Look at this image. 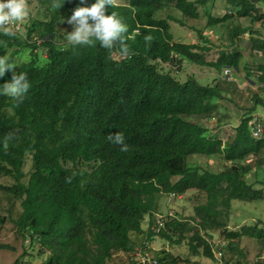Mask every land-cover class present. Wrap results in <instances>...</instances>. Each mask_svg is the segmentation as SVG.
<instances>
[{
  "label": "trees",
  "instance_id": "1",
  "mask_svg": "<svg viewBox=\"0 0 264 264\" xmlns=\"http://www.w3.org/2000/svg\"><path fill=\"white\" fill-rule=\"evenodd\" d=\"M35 1L23 35L0 34V57L30 83L21 102L0 95V180H13L0 182V190L22 207L16 219L9 216L24 249L13 264L34 255L40 264H109L117 253L157 236L172 245L186 241L189 249L180 256L162 248L155 252L159 264H199L200 256L217 264H264L250 263L241 245L244 238L264 244V221L229 227L233 201L264 199V132L259 138L252 134L257 124L264 127V64L251 61L264 55V0H221L223 15L214 12L219 0L113 2L106 14L115 13L127 26V56L119 43L112 49L95 41L76 47L55 43L56 26L95 0ZM202 16L208 21L195 28L196 42L172 32V24L193 29L189 21ZM248 19L261 21L262 30L245 24ZM245 34H252L249 56L240 48ZM193 66L216 70L213 80L197 78ZM224 68L232 70L230 79L221 77ZM240 75L250 81L243 89L236 82ZM227 101L244 110L234 127L235 110ZM213 119L216 132L203 122ZM19 121L31 123L21 128ZM74 127L95 137L93 142L80 133L83 168L70 175L48 163L23 182L26 155L48 156L46 137L70 134ZM117 132L125 137L126 152L108 140ZM197 157L213 159L217 167L201 166ZM190 190L202 194L193 215L163 213V199ZM157 213L164 217L159 233L150 226ZM5 220L0 214V223ZM0 250L16 247L0 243Z\"/></svg>",
  "mask_w": 264,
  "mask_h": 264
},
{
  "label": "clouds",
  "instance_id": "2",
  "mask_svg": "<svg viewBox=\"0 0 264 264\" xmlns=\"http://www.w3.org/2000/svg\"><path fill=\"white\" fill-rule=\"evenodd\" d=\"M28 1L29 0L27 1L0 0V34H3L8 37H14L16 33H20L23 35L25 31L24 22L26 21V17L29 15L28 10H31L29 7L30 2ZM113 2L119 5L122 3H126L127 0H122L120 1V3L116 2L115 0H95V2L91 4V6L77 7L73 11L70 17L61 21L56 26L55 43L61 46H67L69 44L72 47H76V46L92 45L93 42L95 41V42H99V46L104 49H112L117 43H119L121 54L127 56L130 50L122 38L123 34L128 31L127 26L124 23H122L120 19L117 18L115 13L106 14L107 8L112 7ZM218 2L221 3V7L218 8L217 13L218 15H220V13L223 11L224 14L225 8L223 2L219 0L216 3ZM79 3L81 5H84L86 4V0H79ZM54 6L59 7V5H54ZM35 9H36V1H35ZM262 10L264 11L263 6H262ZM163 12H166V10H164ZM256 22L260 23L261 25L260 28L253 25H251V27L262 30L263 26L261 21H256ZM67 24L71 25L72 27H69L65 31H62V28L65 27ZM245 35H249V34H245ZM263 36H264V31H263ZM37 42L42 44V39H37ZM259 55L260 56H256L255 60L253 59L251 60L252 64L255 66H260L261 64H264L263 53L260 52ZM15 66L16 65L13 62H10V60L7 57H0V95L7 97L8 100L10 99V100H16L17 102H21L29 92L30 83L28 81L26 74L24 73L17 74L14 71ZM9 71L13 73L12 78L3 79L2 77H4L5 73ZM254 72H258V71H254ZM232 74L233 73L230 68H224L222 70L221 77L225 79H230ZM238 78H245V77L240 75L236 77V80ZM246 80L247 82H250L248 81L247 78H245V81ZM238 85L240 86V84ZM242 86H244V84ZM94 111L95 108L92 105H90L88 112L93 113ZM2 120L5 121V119ZM213 120L214 121L211 122L213 123V125H211V123L208 121H203V122L205 124H209V127L214 130L213 126L215 123V119ZM30 123L31 122L19 121L21 128L28 127ZM258 129H260V132L258 135H255V132L258 131ZM263 132H264V127L262 126V124H257V128L253 129L252 134L255 138H259ZM80 133L85 134L89 140L94 142V138H95L94 134L90 130L82 127L80 128L74 127L73 131L70 134L58 133L53 138L46 137L43 143L48 146L49 149L48 156L37 159L36 156H34V154L32 153H28L26 155L23 166V171L25 173L23 182L27 183L31 174L33 172H36L38 167L42 169L48 163H53L56 169H61L70 175H74V173L78 169H82L83 158L81 157V153L86 149L81 148L79 145H77V142L79 140H82L80 137ZM108 140L116 145H120L121 151L126 152L128 150V145L125 143V137L122 133L117 132L114 134H110L108 136ZM68 150L78 152L80 153V155L73 156L70 152H68ZM28 161L31 162L30 169L26 170ZM207 162H210V160H208ZM3 179L5 178H2L0 182H2ZM171 195L175 196L177 194L172 193ZM169 214L173 215L172 212H169ZM157 215H160L163 219V225L161 226V228L164 226V217L159 213L155 214L154 216L155 222L153 225H150L152 226L151 229L155 231V233H159L161 230V228L159 231L155 229V226L157 225L156 223ZM147 221H148L147 226H149V220ZM216 243L218 242L216 241ZM220 245H222V247H225L224 243H221ZM154 254H155V250H154ZM222 255H223V249H221L220 246L219 251L216 252V256L218 259H221Z\"/></svg>",
  "mask_w": 264,
  "mask_h": 264
},
{
  "label": "rangeland",
  "instance_id": "3",
  "mask_svg": "<svg viewBox=\"0 0 264 264\" xmlns=\"http://www.w3.org/2000/svg\"><path fill=\"white\" fill-rule=\"evenodd\" d=\"M27 1V0H26ZM116 2L120 3L122 0H115ZM31 10L35 9V1L32 0L29 5ZM221 7V3L218 2L215 4V10L214 12H217L218 8ZM176 13V12H175ZM223 14V11L220 13V15ZM208 18L205 16H202L200 19L197 20H190V25H192L193 29H188L186 27H182L180 25L172 24V32L175 34L177 38L184 39L186 41H195L197 40L198 32L195 28H205L207 24ZM245 21V20H244ZM245 24L247 25H253L258 28H260L259 22H254L252 19H248L245 21ZM69 27H72L71 25L67 24L65 27L62 28V31H65ZM204 34L211 35V31L209 29L204 30ZM251 35H245L244 38L246 41L249 40ZM240 43L241 49L243 52H245L246 56H249V41ZM217 49H215L209 56V59L216 57ZM251 59V57H250ZM19 62V61H17ZM190 70H193L195 73H197V78L203 80L205 83L210 82V80H213V74L216 73V70L211 69V67H200V66H193ZM253 71H258L257 68H253ZM259 72V71H258ZM236 82H239L240 89H243L244 87L248 86L250 82L245 81V78H238ZM248 84H247V83ZM244 84V86H242ZM237 86V83L230 84L231 93L233 91V87ZM257 87L254 85L252 86V90L256 89ZM232 93V96H233ZM237 94V93H235ZM227 104L235 110V118L231 120V125L234 127L237 123L240 121V115L242 112H244L243 109H238L235 106H233L232 103L227 101ZM264 121V120H263ZM233 133V132H232ZM197 164L201 166H207V159L204 157H197L194 159ZM30 161H28L26 170L30 169ZM210 166L213 168L217 167L216 162L213 163V159L210 160ZM212 163V164H211ZM264 165V161H263ZM254 180V175L250 174V181ZM3 183H13L12 179L5 178L2 180ZM260 186V185H259ZM202 194L198 191L190 190L187 191L185 194L182 195H170L169 197H166L163 199L162 202V211L163 213H169L172 212L173 214L179 213L184 216H190L193 215V207L195 204L199 202V198H201ZM20 205V201H16L13 197L10 195H7L0 190V214L6 217V220L3 223H0V243H9L16 247V251H9V250H0V264H13L15 260L21 255L24 251L22 246V241L20 238L17 237L16 234V225L15 223L9 218L12 217L13 219L17 218V215L22 211ZM258 220L264 221V199L259 201H240L235 200L232 204V210L230 214V221H229V227L230 228H240L242 225L246 224H252L255 223ZM145 227L147 228L148 222L145 221ZM140 241V239H139ZM138 241V243H139ZM153 245L155 248V252L159 251L162 248H165L166 250H169L174 255H180L185 256L189 253L187 242L184 241L181 244H170L164 239L160 237H156L153 241ZM241 245L246 249L248 253V258L250 259V263L260 261L263 259L264 261V244L255 241L253 239L244 238ZM138 246V245H136ZM261 257V258H260ZM25 263L24 264H40L42 262V258L34 255V257H28L25 256ZM198 263L199 264H217L216 261L205 258V257H198ZM109 264H129L127 254L120 253L119 255H116V257L113 258V260H110L108 262ZM222 263V262H220ZM264 263V262H263ZM260 264V263H259Z\"/></svg>",
  "mask_w": 264,
  "mask_h": 264
},
{
  "label": "built area",
  "instance_id": "4",
  "mask_svg": "<svg viewBox=\"0 0 264 264\" xmlns=\"http://www.w3.org/2000/svg\"><path fill=\"white\" fill-rule=\"evenodd\" d=\"M259 132L260 129L255 132V135H258ZM156 223L157 225L155 226V229L159 231L163 225V219L160 215L156 216ZM154 250L153 242L145 239L138 246L134 247L133 250L125 252V254H127L129 264H159L158 259L154 254ZM117 255H119V253H117Z\"/></svg>",
  "mask_w": 264,
  "mask_h": 264
},
{
  "label": "crops",
  "instance_id": "5",
  "mask_svg": "<svg viewBox=\"0 0 264 264\" xmlns=\"http://www.w3.org/2000/svg\"><path fill=\"white\" fill-rule=\"evenodd\" d=\"M147 220H149V219H147ZM147 220H146V221H147ZM147 222H148V221H147ZM144 223H145V221L143 222V225H142V227H143L144 229H146V227H145V224H144ZM136 239H137V238H136ZM138 241H139V240H138Z\"/></svg>",
  "mask_w": 264,
  "mask_h": 264
}]
</instances>
